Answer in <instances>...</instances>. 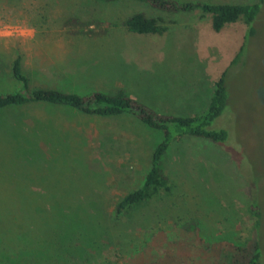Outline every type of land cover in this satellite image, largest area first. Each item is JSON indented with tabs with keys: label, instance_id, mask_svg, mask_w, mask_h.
I'll return each mask as SVG.
<instances>
[{
	"label": "rangeland",
	"instance_id": "obj_1",
	"mask_svg": "<svg viewBox=\"0 0 264 264\" xmlns=\"http://www.w3.org/2000/svg\"><path fill=\"white\" fill-rule=\"evenodd\" d=\"M134 13L160 19L167 32H125ZM259 14L226 72L227 108L213 129L227 141H174L162 161L169 191L128 215L117 217L115 206L143 184L160 132L131 114L44 104L0 111V264H232L235 248L249 243L252 204L264 211V0ZM209 18L134 0H0V93L19 88L10 71L20 55L32 88L125 89L158 115L193 116L248 35L242 22L216 33ZM28 135L41 141L29 154ZM260 234L264 264V222Z\"/></svg>",
	"mask_w": 264,
	"mask_h": 264
},
{
	"label": "trees",
	"instance_id": "obj_2",
	"mask_svg": "<svg viewBox=\"0 0 264 264\" xmlns=\"http://www.w3.org/2000/svg\"><path fill=\"white\" fill-rule=\"evenodd\" d=\"M104 3H115L119 0H100ZM148 4L159 11L170 14H184L200 11L209 15L211 28L214 32H221L227 25L242 22L248 28V35L244 37V43L240 47L228 68L222 73L214 84L209 104L207 108L198 114L186 117L158 115L146 106L128 96L125 89H119L114 94L103 91H94L86 95H79L73 92H64L54 89L32 88L31 79L23 69L22 56L18 55L11 63V78L19 88L13 93H0V111L13 108H20L28 105L44 104L52 107H66L81 112L88 116L102 118L120 117L131 114L135 116L145 127L158 131L162 134L161 141L154 148L149 170L143 180V184L125 195L116 204L114 212L117 217L128 215L135 208L152 202L162 194L169 191V181L162 169V161L174 141L185 137L207 140L216 145L225 143L228 139L226 130H214V122L224 113L228 102V84L226 82V72L235 67L246 49V36H253L254 22L260 15L263 0L251 5L222 4L208 2H191L187 0H134ZM125 32L135 35L162 36L167 32V28L162 25L160 19L148 18L143 13H137L121 23ZM31 137L33 136L30 134ZM26 138L24 153L29 154L38 149V144ZM34 137H39L35 135ZM40 138V137H39ZM55 146L54 151H59ZM54 152V153H56ZM37 156V155H36ZM21 160L23 158H20ZM17 176L22 177L27 182H35L43 185L44 177L37 175L32 181L27 175L22 173ZM39 188V187H38ZM39 189H42L40 187ZM69 193L72 194L71 191ZM70 194V196H72ZM252 212L255 218L251 228L249 243L238 246L234 250L235 258L232 264H261L263 253L260 230L264 220V211L257 203L252 204Z\"/></svg>",
	"mask_w": 264,
	"mask_h": 264
},
{
	"label": "crops",
	"instance_id": "obj_3",
	"mask_svg": "<svg viewBox=\"0 0 264 264\" xmlns=\"http://www.w3.org/2000/svg\"><path fill=\"white\" fill-rule=\"evenodd\" d=\"M209 19H210V18H209ZM210 23H211V22H210ZM235 24H236V23H235ZM230 25H234V24H230ZM242 42H243V41H242ZM189 43H190V39H189ZM243 43H244V42H243ZM243 43L241 44V46L243 45ZM239 49H240V48H239ZM239 49H238V51H239ZM236 54H237V53H236ZM236 54H235V56H236ZM235 56H234V57H235ZM190 57H191V56H190ZM191 59H192V58H191ZM233 59H234V58H233ZM233 59H232V60H233ZM206 108H207V107H206Z\"/></svg>",
	"mask_w": 264,
	"mask_h": 264
}]
</instances>
